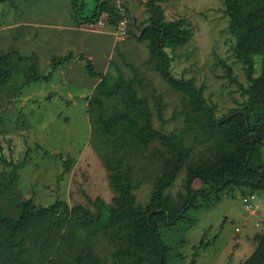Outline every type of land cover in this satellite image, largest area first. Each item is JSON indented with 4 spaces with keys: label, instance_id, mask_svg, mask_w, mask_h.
<instances>
[{
    "label": "rangeland",
    "instance_id": "374dc122",
    "mask_svg": "<svg viewBox=\"0 0 264 264\" xmlns=\"http://www.w3.org/2000/svg\"><path fill=\"white\" fill-rule=\"evenodd\" d=\"M99 1L79 0L81 14L93 15ZM110 1L131 13L125 39L116 34L118 26L109 24L107 13L100 18L103 25L78 24L71 0L0 3V59L11 62L3 66L5 79L0 81L2 216L19 219L22 203L29 200L38 208L59 200L67 201L70 209L79 204L92 208L97 197L112 203L118 192L108 161L113 166L122 163L134 183L138 207H147L163 174V161L154 152L164 147L159 136L144 147L133 139L125 142L119 131L104 132L100 116L125 109L127 94L101 95L96 86L102 74L108 73L111 84L120 74L136 77L135 89L149 99L154 126L161 133H184L190 154L165 192L166 204L182 205L189 172L200 163L218 160L221 133L213 127L200 130L198 122L207 121V113L164 79L155 62L148 60V41L136 36L147 25L149 0ZM162 5L168 20H182L192 33L187 44L166 47L174 76L193 81L218 118L241 107L247 96L237 82L248 87L250 80L247 65L235 53L236 34L225 0H167ZM89 62L97 75L89 72ZM224 63L231 66L236 81ZM33 66L47 76L26 84L34 77ZM259 73L258 64L255 76ZM157 96L162 98L164 121ZM134 116L143 118L140 113ZM83 214L29 215L14 234L0 227V264H134L130 253L141 250L125 240L124 221L114 222L107 213L97 226L85 227L76 221ZM195 214L198 221L183 234L182 264H241L255 251L257 235L264 233V189L252 193L243 186L230 188L216 206ZM142 264L151 263L146 259Z\"/></svg>",
    "mask_w": 264,
    "mask_h": 264
},
{
    "label": "trees",
    "instance_id": "16d2710c",
    "mask_svg": "<svg viewBox=\"0 0 264 264\" xmlns=\"http://www.w3.org/2000/svg\"><path fill=\"white\" fill-rule=\"evenodd\" d=\"M7 1L15 0H0V3ZM164 1L167 0H149L147 6L150 15L145 21L146 27L139 28L135 21L138 31L142 30V33L137 35L134 29L131 32L139 40L148 41V60L150 63L155 62L156 69L162 73L164 79L174 89L189 94L192 102L207 113L208 120L198 122L200 130L210 127L219 130L222 137L218 142V160L200 163L189 172L188 192L182 205L171 207L166 204L165 192L176 182L190 154L184 133H161L154 126L149 99L140 96L135 89L136 77L126 79L120 74V78L111 84L108 73L102 74L96 91L106 97H113L121 91L127 94L125 109L111 117L100 116L99 121L104 132L113 134L119 131L125 142L133 139L134 144L144 147L150 146L156 136H159L164 147L154 152L163 161V174L155 182L149 204L145 209L138 207L135 186L128 171H124L120 161L116 166L108 161L107 165L112 169L113 186L118 192L112 203L97 197L92 200V208L79 204L70 209L65 200H59L52 207L38 208L29 200L22 203L23 212L19 219L2 216L0 213V227L6 226L9 234H14L26 223L29 215L39 216L55 211L58 214L64 212L70 218L73 213L84 212L76 221L81 226L94 227L109 213L112 221L125 222V240L141 250L140 253H130L135 256L134 264H142L146 259L151 264H182L185 259L181 251L185 243L183 234L198 221L196 211L213 208L222 200L227 190L236 186L248 188L252 193L264 189V0H225L230 27L236 34L235 53L238 60L247 65L250 84L246 87L237 82L247 98L241 107L222 118L217 117L215 108L206 102L202 90L193 81L177 78L172 72V58L166 47L176 48L187 44L192 33L183 27L182 20L167 19L162 5ZM71 7L73 18L78 24L99 22L102 14L107 13L109 24L117 27L125 17L131 15L128 9L122 10L110 0L99 1L91 16L81 14L79 0H71ZM71 56L72 52L58 58L64 62ZM258 64L260 73L255 76ZM6 65H11L10 60L7 57L0 59V81L5 79L2 70ZM225 66L228 76L232 77L231 66ZM30 68L34 77H30L26 84L47 76L40 74L34 66ZM56 68L57 66L50 75ZM88 68L92 75L98 74L92 62L88 63ZM232 79L236 81L235 78ZM98 101L101 104L99 98ZM157 111L164 121L160 96H157ZM138 113L143 117L141 120L134 116ZM60 218L65 220L63 216ZM176 232H182V236H177ZM166 238L171 240L167 241ZM256 240L258 245L255 251L241 264H264V233L257 235Z\"/></svg>",
    "mask_w": 264,
    "mask_h": 264
},
{
    "label": "built area",
    "instance_id": "2783aa9c",
    "mask_svg": "<svg viewBox=\"0 0 264 264\" xmlns=\"http://www.w3.org/2000/svg\"><path fill=\"white\" fill-rule=\"evenodd\" d=\"M128 22V19L127 17H125V19L121 22V23H124V24H120L118 26V29H117V32L116 34L122 39H125V37L127 36V28H126V23ZM99 24L100 25H103L104 24V21L103 20H100L99 21Z\"/></svg>",
    "mask_w": 264,
    "mask_h": 264
},
{
    "label": "water",
    "instance_id": "95a60500",
    "mask_svg": "<svg viewBox=\"0 0 264 264\" xmlns=\"http://www.w3.org/2000/svg\"><path fill=\"white\" fill-rule=\"evenodd\" d=\"M134 25H135V20H134ZM142 33V31H140Z\"/></svg>",
    "mask_w": 264,
    "mask_h": 264
}]
</instances>
